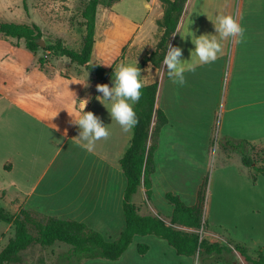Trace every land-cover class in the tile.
<instances>
[{
	"label": "crops",
	"instance_id": "obj_1",
	"mask_svg": "<svg viewBox=\"0 0 264 264\" xmlns=\"http://www.w3.org/2000/svg\"><path fill=\"white\" fill-rule=\"evenodd\" d=\"M100 8L91 60L111 65L107 68L120 63L138 66L162 34L158 25L164 14L162 1L121 0L108 10L98 33ZM121 13L124 27L117 21ZM112 14L116 18H110ZM218 14H230L240 23L245 30L243 40L221 41L218 59L194 72L186 71L183 85L165 76L164 64L158 68L147 62L140 68L143 85L159 82L156 106L168 122L160 131L154 154L151 199L146 201L145 188L140 187L133 201L139 194L135 203L140 214L161 213L168 220L174 206L167 192L179 195L188 205L195 204L214 164L203 236L213 241L210 236L220 231L249 250L264 244V175L244 165L241 155L225 149L221 142L228 135L264 144V0H187L172 41L176 36L181 60L190 63L196 59L191 58L195 46L190 35H181L215 34L209 19ZM41 56L42 52L28 50L21 41L0 37V206L13 214L25 208L74 219L106 239H115L126 226L127 178L120 158L130 145L133 129L123 131L96 99L102 95L96 85L111 87L113 79L86 74L85 67L65 56H59V65L50 73L38 63ZM73 80H83L87 86L70 83ZM82 99L88 100L85 111L98 116L110 133L96 142L92 153L74 142L79 128L61 109H78ZM143 236L147 235H136L134 240ZM109 261L113 260L94 258L83 264Z\"/></svg>",
	"mask_w": 264,
	"mask_h": 264
},
{
	"label": "trees",
	"instance_id": "obj_2",
	"mask_svg": "<svg viewBox=\"0 0 264 264\" xmlns=\"http://www.w3.org/2000/svg\"><path fill=\"white\" fill-rule=\"evenodd\" d=\"M121 0H86L81 10L84 34L79 49L68 47L59 38L55 42L40 45L44 37L42 28L36 22L31 25L24 23L0 21V34L6 37L23 39L25 47L32 52L47 50L67 57L72 63L83 66L91 71L98 79H112L113 67H105L93 62L91 55L95 43L97 11L100 6L111 9ZM164 14L158 20L162 34L155 49L138 64L141 68L150 62L154 67L163 65L168 44L177 46L176 34L178 24L184 12L187 0H161ZM24 5L29 9L26 0ZM44 64L43 58L38 59ZM167 75V69L165 70ZM159 82L143 85L139 102L134 104L139 123L133 128L130 145L120 158V164L127 178L124 192L123 211L126 226L115 239H106L104 235L91 228L84 222L74 219H64L42 214L32 209H20L13 214L0 206V222L9 223L14 228V235L0 250V264H31L24 257V252L34 245L51 246L56 242L65 243L68 250L59 255L64 264H83L94 258L118 260L132 244L136 235H155L166 240L180 255L196 256L199 259L220 255L224 250H232L220 242L211 241L201 235L200 229L206 230L204 220L205 203L207 198L208 175L204 178L198 191L197 202L186 204L179 195L167 192V200L174 206L168 220L161 214L142 215L133 201L134 195L140 187L145 188L146 201L152 195V174L155 171L154 154L158 148L159 135L162 127L168 122L164 111L156 106ZM225 149L233 150L241 155L244 165L254 168L264 175V148L244 138L224 136L221 142ZM177 226H184L191 230H184ZM238 253L252 264H264L262 251L250 252L229 239ZM150 246L138 244V251L144 255ZM228 264L227 261H223Z\"/></svg>",
	"mask_w": 264,
	"mask_h": 264
},
{
	"label": "rangeland",
	"instance_id": "obj_3",
	"mask_svg": "<svg viewBox=\"0 0 264 264\" xmlns=\"http://www.w3.org/2000/svg\"><path fill=\"white\" fill-rule=\"evenodd\" d=\"M29 13L24 5V0H0V21L5 22H15V23H27L32 24L36 22L42 28L44 33L45 45L46 43L55 42L57 39L61 38L63 41L67 42V46L79 49L82 43V38L84 34L83 18L81 16V10L85 5L86 0H26ZM109 9L103 8L101 6L99 10V28L98 33L102 31L101 23L105 21ZM111 16L115 15H110ZM116 18V17H115ZM118 23L120 26H125L126 19L124 15H118ZM117 28H119L117 26ZM100 30V31H99ZM104 33H107L106 31ZM1 38H9L14 42L21 41L22 45L25 46L23 39H18L15 37H6L0 34ZM100 43L98 44V46ZM42 52L43 67L52 72L59 63L58 53L49 52L47 50H40ZM35 54V53H34ZM40 58V57H39ZM70 62V61H69ZM39 63V62H38ZM62 67L67 65L61 63ZM84 72L89 75H93L88 69H84ZM216 135V132H215ZM217 136V135H216ZM214 137L215 142H219V137ZM260 149L264 148L263 143H258ZM214 164H212L209 169L208 175V187H207V198L205 203V215L204 220L208 219V209H209V197L211 194L212 185V175L214 172ZM140 195L137 194L135 197V202H139ZM207 228V227H206ZM201 230V229H200ZM206 230L203 231L205 235ZM3 234V240H0V249H2L10 240L12 234H14V228L11 224H6L4 222L0 223V236ZM213 241H218L222 245L229 248H233V245L228 243V238L220 231L215 232V234L210 236ZM130 245L128 251L120 261H109L110 264H216L217 262L223 261L224 259L229 262L228 264H252L246 261L236 249L232 251L224 250L220 255H214L213 257H205L204 259H199V255L196 256H186L180 255L176 250L164 239H160L155 235H147L143 237H138ZM143 239V241H140ZM145 243L149 246L151 245V250L146 254L142 255L138 251V244ZM264 244L260 246L249 249L250 252L262 251L264 253ZM69 246L65 243L56 242L51 246H40L34 245L25 251L24 257L29 263H41V264H64L60 261L59 255L67 251ZM219 264H225L221 262Z\"/></svg>",
	"mask_w": 264,
	"mask_h": 264
},
{
	"label": "clouds",
	"instance_id": "obj_4",
	"mask_svg": "<svg viewBox=\"0 0 264 264\" xmlns=\"http://www.w3.org/2000/svg\"><path fill=\"white\" fill-rule=\"evenodd\" d=\"M209 20L214 24L215 34L197 36L192 32L181 35L182 37L190 35L191 43L195 46L191 51V58L195 57L196 59H192L190 63L186 62L188 60H181L182 50L180 47L168 44L163 64L172 83L183 85L186 82L184 76L186 71L194 72L200 65L215 62L218 59V54L223 51L221 41L231 38L235 43L242 42L245 30L232 15L218 14L215 19ZM140 76L141 69L138 66L120 63L112 73L113 84L111 87L106 83L96 85L97 92L102 93L96 99L108 110L111 120L115 121L125 132L130 131L139 123L133 105L138 103L141 97L143 82ZM70 83L85 85L83 80H73ZM87 103V99H82L78 109L71 111L67 108L61 109L67 110L70 123L79 128L78 135L73 137L75 138L74 142L82 149L92 153L95 150L96 142L107 139L110 133L98 116L92 111H85ZM58 112L54 113L50 119L55 118ZM54 126L56 130H59L56 125ZM64 135H67V130Z\"/></svg>",
	"mask_w": 264,
	"mask_h": 264
},
{
	"label": "water",
	"instance_id": "obj_5",
	"mask_svg": "<svg viewBox=\"0 0 264 264\" xmlns=\"http://www.w3.org/2000/svg\"><path fill=\"white\" fill-rule=\"evenodd\" d=\"M39 43H40L41 46H45V41H44V39H41Z\"/></svg>",
	"mask_w": 264,
	"mask_h": 264
},
{
	"label": "built area",
	"instance_id": "obj_6",
	"mask_svg": "<svg viewBox=\"0 0 264 264\" xmlns=\"http://www.w3.org/2000/svg\"><path fill=\"white\" fill-rule=\"evenodd\" d=\"M200 233H201V235H203V228H201Z\"/></svg>",
	"mask_w": 264,
	"mask_h": 264
}]
</instances>
